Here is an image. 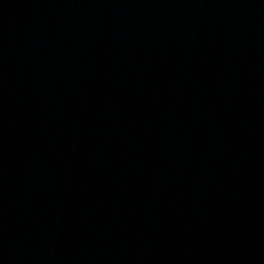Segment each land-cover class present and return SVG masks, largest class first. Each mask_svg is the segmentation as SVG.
I'll use <instances>...</instances> for the list:
<instances>
[{
  "label": "water",
  "instance_id": "water-1",
  "mask_svg": "<svg viewBox=\"0 0 264 264\" xmlns=\"http://www.w3.org/2000/svg\"><path fill=\"white\" fill-rule=\"evenodd\" d=\"M0 264H264V0H0Z\"/></svg>",
  "mask_w": 264,
  "mask_h": 264
}]
</instances>
